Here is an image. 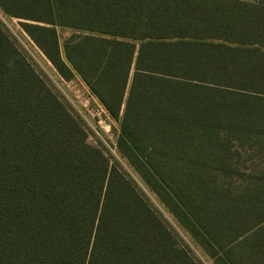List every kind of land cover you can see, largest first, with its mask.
I'll return each mask as SVG.
<instances>
[{
    "label": "trees",
    "instance_id": "obj_1",
    "mask_svg": "<svg viewBox=\"0 0 264 264\" xmlns=\"http://www.w3.org/2000/svg\"><path fill=\"white\" fill-rule=\"evenodd\" d=\"M0 10L118 122L119 154L214 264H264V0ZM88 138L0 26V264H197Z\"/></svg>",
    "mask_w": 264,
    "mask_h": 264
},
{
    "label": "rangeland",
    "instance_id": "obj_2",
    "mask_svg": "<svg viewBox=\"0 0 264 264\" xmlns=\"http://www.w3.org/2000/svg\"><path fill=\"white\" fill-rule=\"evenodd\" d=\"M242 1L255 2L257 0ZM0 26L17 46L20 53L34 66L38 73L46 79L61 100L71 109L73 114L82 123L89 135L88 143L103 149L111 159L112 163L118 164L129 178L138 185V188L145 195L150 206L161 215L163 221L173 233L179 245L197 264H214L204 251L195 243L192 237L159 202L157 197L149 191L127 160L122 158L119 154L116 147L119 135V124L108 116L98 100L92 96L88 88L79 80V78L69 82L63 80L23 31L20 22L16 19L4 16L1 10ZM59 34L63 44L65 39L72 34V31L61 30L59 31Z\"/></svg>",
    "mask_w": 264,
    "mask_h": 264
}]
</instances>
